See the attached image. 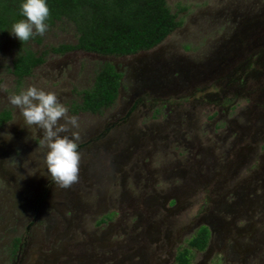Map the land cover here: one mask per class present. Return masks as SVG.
Returning <instances> with one entry per match:
<instances>
[{
    "label": "rangeland",
    "instance_id": "374dc122",
    "mask_svg": "<svg viewBox=\"0 0 264 264\" xmlns=\"http://www.w3.org/2000/svg\"><path fill=\"white\" fill-rule=\"evenodd\" d=\"M168 5L183 25L131 56L56 54L78 40L72 23L57 22L29 41L45 63L22 84L12 73L19 39L0 38V110L12 112L0 127V264H147L154 254L151 264H165L220 220L235 227L228 248L220 241L210 259L194 251L192 264H264V0ZM105 63L122 74L115 104L75 113ZM29 86L54 92L78 119L66 133L83 145L69 188L51 179L43 130L9 102ZM236 194L247 199L243 216Z\"/></svg>",
    "mask_w": 264,
    "mask_h": 264
},
{
    "label": "trees",
    "instance_id": "16d2710c",
    "mask_svg": "<svg viewBox=\"0 0 264 264\" xmlns=\"http://www.w3.org/2000/svg\"><path fill=\"white\" fill-rule=\"evenodd\" d=\"M50 16L46 23H72L78 33L77 43L53 49L56 54L84 51L102 56H131L159 46L183 25L168 0H46ZM23 0H0V38L7 36L13 23L25 19L21 14ZM32 39V38H31ZM31 39L29 41H31ZM28 42L19 40V51L12 73L19 84L45 63V57L33 52ZM122 74L111 63L98 71L93 86L80 93L82 102L74 112L101 113L119 96ZM12 120L10 110H0V127ZM104 221V220H102ZM210 232L203 227L181 248L176 264H192L195 250L204 251Z\"/></svg>",
    "mask_w": 264,
    "mask_h": 264
},
{
    "label": "clouds",
    "instance_id": "9594fccd",
    "mask_svg": "<svg viewBox=\"0 0 264 264\" xmlns=\"http://www.w3.org/2000/svg\"><path fill=\"white\" fill-rule=\"evenodd\" d=\"M21 14L25 19L13 23L10 33L22 43L32 37L43 36L48 31L46 21L50 9L46 0H23ZM12 106L20 109L27 126L43 130L40 146L48 149L45 161L52 181L61 188H69L79 180L80 153L77 132L67 135L70 127H78V119L68 116V108L54 92L29 86L19 94L9 97ZM64 120V123H60Z\"/></svg>",
    "mask_w": 264,
    "mask_h": 264
},
{
    "label": "flooded vegetation",
    "instance_id": "af4514ba",
    "mask_svg": "<svg viewBox=\"0 0 264 264\" xmlns=\"http://www.w3.org/2000/svg\"><path fill=\"white\" fill-rule=\"evenodd\" d=\"M166 89V88H165ZM167 91H171V90H169V88L167 89ZM163 94H165V93H163ZM115 104V103H114ZM113 104V105H114ZM112 105V106H113ZM111 106V107H112ZM108 108H110V107H108ZM108 108H105V109H108ZM104 109V110H105ZM87 113H90V112H87ZM91 114H94V113H91ZM97 114H99V113H97ZM124 120L126 119V118H123ZM91 142L92 141H96V139H94V140H90ZM82 146L83 145H80V146H78V150L80 149V148H82ZM208 174L214 179L215 177L214 176H212V172H208ZM192 182H195V180L194 181H192ZM241 186V185H240ZM244 189V186H241L240 187V189ZM249 188H254V189H256L255 187H249ZM241 198H238L237 197V194H236V196H235V198L237 199L236 201L237 202H235L236 203V205L237 206H240V205H243L242 207H238V208H241L240 209V211H242V213H241V215L240 216H243V212H244V207L246 208V206H244V204H243V202H246L247 201V199H245V198H242L243 196H240ZM256 204H257V202H256ZM246 210H248V208H246L245 209V211ZM261 210V216L262 217H264V205H263V207H262V209H260ZM226 212L225 213H228V211L227 210H225ZM231 212V211H230ZM104 221H107V220H110V222L108 221V223H109V225H111V223H112V215H108V216H106L105 217V219H103ZM248 220H250V218H248ZM104 221H102L101 220V223L102 224H100V226H102V225H105V222ZM222 225H224V223L220 220L218 223H215V222H209V223H207V224H203V225H201V226H199L198 228H197V230H196V232L194 233V235L197 233V231L198 230H200L201 228H203V227H207L208 229H209V232H210V239H209V243H208V246H207V248L204 250V251H197V250H195V251H197V252H200V253H205V257H206V259H210V256L213 254V250L216 248V246H217V244L220 242V241H223V246L225 247V248H228V243H229V241L231 240L230 238L231 237H233V229L232 228H235V227H228L227 225H225V226H222ZM237 231V234L239 235V237H241V238H243V237H245L246 236V230L244 229V228H238V229H236ZM193 230H191V232H192ZM193 235V236H194ZM192 236V237H193ZM191 237V238H192ZM95 240V242L97 241V239H94ZM158 242L160 243V245L162 246L163 245V243H161L159 240H158ZM107 247H103V249H106ZM111 248H113V246H110V250H108L109 252H110V257H112L113 258V255H114V253L111 251L112 249ZM161 250H163V246L162 247H160V246H158L157 247V251H161ZM179 251V250H178ZM178 251H176V252H174V251H170L168 254H167V258L164 260V263L165 264H176V257H177V254H178ZM162 252V251H161ZM247 251H245L244 253H246ZM163 253V252H162ZM155 257H156V255L154 254V255H151V256H148L147 258H146V261H148L149 263H147V264H151V263H154V261H155ZM112 258H110V259H112ZM116 258H117V255H116ZM91 258H88V259H85V261H88V260H90ZM84 262V261H83ZM91 262V261H90ZM103 262V261H102ZM101 262V263H102ZM125 262H127V261H125ZM82 264H88V262L87 263H82ZM136 264H138V263H136Z\"/></svg>",
    "mask_w": 264,
    "mask_h": 264
}]
</instances>
